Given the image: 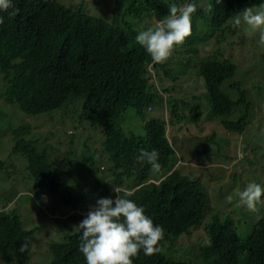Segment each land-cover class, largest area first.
I'll use <instances>...</instances> for the list:
<instances>
[{"label": "trees", "instance_id": "1", "mask_svg": "<svg viewBox=\"0 0 264 264\" xmlns=\"http://www.w3.org/2000/svg\"><path fill=\"white\" fill-rule=\"evenodd\" d=\"M223 1H217L215 9V3L211 1L194 0L197 8L192 17L202 20L205 26L218 27L241 14L244 8L262 3V0ZM170 2L172 0H113L109 19L91 15L83 11V6L73 10L58 0H13L17 13L12 16L0 13L3 16V23H0V72L13 75L10 84L13 97L4 98L0 106L16 103L22 113L39 115L62 108L69 99L82 98L80 118L91 128L102 130L106 137L104 152L115 168L124 170L113 172V182L118 183L124 174L130 175L126 170L130 167L136 171L132 173L136 179L134 184L147 177L153 168L135 159L140 149L158 151L160 167L155 169L157 173L169 170L176 156L160 123H148L145 135L127 136L117 129L115 122L130 106L140 114L139 108L144 104L141 98L151 101L152 94L138 72L129 74L133 71L121 66L126 60V55L121 53L122 47L136 42L140 26L144 24L146 27L150 23L145 21L146 17L165 18ZM174 2L179 5L185 0ZM200 2H204V6ZM125 69L123 79V74H117ZM220 69L222 67L216 64L212 70L200 67L195 71L210 94V116L223 118L234 113L239 117L240 112L234 109L238 104L240 107L245 105V115L238 124L241 125L238 129L242 130L245 121L249 120L250 102L240 103L245 102L244 91L240 92L239 102L230 100L224 91L227 79ZM230 87L239 90L237 84ZM27 130L29 127L21 125L13 131L12 152L25 156L37 189L48 196L56 195V183L61 173L52 166L44 170L43 157L38 155L35 162L33 146L16 139ZM41 171L44 172L41 174ZM200 186L174 171L159 187H145L129 197L143 206L145 214L164 230L163 239L158 243L159 251L149 255L141 251L133 258V264H178L162 252L168 235H189L199 227L206 237L198 243V264H264V217L249 234H240L235 223L225 218L220 220L216 215L204 223L205 192ZM8 216L0 213V256L24 264L29 257L21 250V244L28 238L18 219ZM83 218L72 219L79 224ZM78 246L79 234L70 237L66 243L53 244L50 264H85L83 254L75 251Z\"/></svg>", "mask_w": 264, "mask_h": 264}, {"label": "clouds", "instance_id": "2", "mask_svg": "<svg viewBox=\"0 0 264 264\" xmlns=\"http://www.w3.org/2000/svg\"><path fill=\"white\" fill-rule=\"evenodd\" d=\"M208 1L215 3V9L218 2H224L223 0H217L218 2L213 0ZM204 2H200L199 4L204 6L202 4ZM108 7L110 8L109 15L104 12L105 15L96 14L94 16H105L110 19L109 16L111 15L113 7ZM70 8L76 10L74 7ZM196 8L197 4L194 0H185L183 4L179 5L172 0L168 5V15L162 20H157L154 17L151 19L146 17L145 21L149 20L150 23H147V25H145L146 27H144V24L140 26L139 29L141 30L138 31L135 36V41L137 42H135L136 44L134 43L135 46L129 43L123 45L121 53L126 55V60L123 64L122 60L120 61V64H122L121 66L124 67L123 65H125L128 70L133 71L129 74L138 72L152 94H150L151 101L141 98L140 101L144 104L139 108L141 111L140 114L135 107H127L120 114L115 124L117 129L121 130L124 135L141 136L145 135V129L148 123L158 122L163 126L166 140L174 152L175 142L178 140V136L184 133V130L187 132L193 131L198 135H205L208 138L210 137L208 142L214 144L221 150L220 144L215 143V133H211L210 130L211 128H217L221 133L220 137L226 149L224 152L221 151L222 156L229 162L225 164V172L234 173V176L237 165H240L246 153L242 150H238L237 147L234 146V139H229V137L232 134L242 135L244 133L251 123V107L247 112L249 113V120H244L246 123L243 124L242 130L238 129L241 127V125L238 124L243 120L241 117L245 115V105L240 107L237 103L238 105H236L234 110L240 112L239 117L234 115V113L232 115L223 116V118L211 117V106L210 101H208L210 94L205 90L203 82L200 81L201 79L195 71L200 67L212 70L213 66L218 64L222 67L220 71H224L222 76H225L226 79L229 80L232 79L237 70L236 64L239 62L233 57V45L239 40L247 41L250 36L243 34L242 23L247 25L249 29L257 31L259 33V41L264 43V0H262V3L257 7L244 8L241 14L232 19L229 18V20H226L218 27L205 26L202 20L192 17ZM9 9H11V11H9ZM17 11L18 9L15 8L13 0H0V13H7V15L12 16L15 15ZM85 11L93 15L89 9ZM0 23H3L2 15H0ZM125 71L126 69L120 74L115 73L122 76ZM12 78L13 75L11 73L0 72V102L2 103H4V98L13 97L12 90L10 89ZM124 78L125 75L123 76V79ZM241 82L242 80L239 78L229 85L230 87L231 85L237 84L239 88V90L235 88L237 92V98L235 100L231 99L228 95L233 103L239 102L241 91L245 92V102L240 103L245 104L248 102L247 100H249L248 97L251 96V85L247 86L245 83L243 87ZM192 94H202L204 97L202 100L204 107H201L199 104L193 105ZM80 99L83 102V99ZM73 100L75 99H69L63 107ZM129 108H133L136 116L140 120H143L144 132L142 134L125 133V126L121 124V119ZM60 109H55L47 113H52ZM185 115L188 117H185ZM28 116L34 117L38 115ZM64 117L67 118V114H65ZM53 118L58 119V114L54 113L46 116L45 121L49 122ZM184 118L186 119L185 126ZM31 132L32 129L29 127V130H27L23 136L16 137V139L25 140L26 143L33 146L36 152L34 154L35 162H37L38 155L43 157L44 162L42 167L44 170L47 166H52L61 173V177L56 183L57 194L48 196L47 193L45 194L43 190H40L41 193L56 203L57 207L62 206L69 208L68 214L62 213V215H59L54 212L47 219L51 222V225L54 226H51V231L48 233L50 253V248L53 244L58 245L63 242L66 243L70 237H75L78 234L79 246L75 251L78 254H83L85 264H133V258L136 257L139 252L142 251L145 255H149L159 251L158 243L163 239L164 234L162 226L154 224L151 217L145 214L143 206L138 205L129 197L136 191L144 189L145 187H159L174 171H179L186 179L199 183L201 185L200 187L205 192L203 203L205 208L202 222L208 223L212 220V217L216 215L220 220H224V218L225 220L229 219V221L236 224L238 229L241 226L239 219L235 215L233 216L231 211H227L217 204L214 205L212 203V197L207 190V184L203 180V177L200 176L199 170L205 169L212 161H218L217 158L214 160L205 159V161L194 158L189 161H184L179 159L175 152L176 158L172 167L167 171L157 173L155 169L158 170L160 167L158 163V151L155 149H140L135 159L150 164L153 169L148 172L144 180H139L137 181L138 183L134 184L133 181L136 182V179L132 173L136 171H133L132 167L129 169L126 168L129 172L126 170L125 172H128L130 175L124 174L117 183L113 182V172L121 173L124 172V170L115 168L111 158L104 152L103 145L105 144L106 137L103 134L104 141L102 146L96 150L95 154L93 155V153L89 152L81 158L84 160V164L81 166V168L85 170L83 173L84 180L90 179L91 183H79L80 180L77 181V185L83 190L81 193L83 197L80 203H75L72 194L66 191L69 189V183L64 172L59 166H55L49 161L45 151H40L37 148L36 140L27 138L30 136ZM69 134H72V132H69ZM223 138L230 141L227 143ZM28 166L29 163H27V171L30 174L34 188L39 190L37 186H35V177L29 172ZM43 172L44 171H41V174ZM222 181L224 182L225 180L223 179ZM240 188V192L238 191V205L242 206V204H244L250 208L244 211L246 215H256L258 211L254 210L255 208H253V206L263 199L264 186L259 183L250 182L245 187L242 185ZM88 195L90 196L85 199L84 202V198ZM38 204H42L38 206L41 210L46 211V207L43 205L44 202L42 200L39 201ZM0 213L9 215L8 217L10 219L17 218L20 222L21 230L28 238L21 244V250L25 251L29 257L24 264L31 262L32 256L30 250L32 248L31 243L33 236L37 231H40L44 225L35 226L36 222L33 220L34 227H32V229H26L22 220L15 212L3 208L0 209ZM75 217L84 218L78 224L72 219ZM263 217L264 214L251 227L247 228V234L261 224L260 220ZM59 220L63 223L67 222L66 226L69 232L64 236L61 242H57L55 239L57 232L61 234V230L55 225ZM198 229L202 230L199 227L195 231ZM238 232L240 233V231ZM183 236L190 237L191 233L189 235H168V239L165 241L164 247L162 248V252L167 258L172 259L169 254L173 248L177 247L176 245L174 246L177 238ZM199 236L201 238L206 237L204 232ZM201 240L203 239H199V241ZM186 247H188V251L193 253L197 259L198 244H194L192 247L189 245ZM6 260L16 264L11 257L6 258ZM173 261L178 264H189L187 262L180 263L175 260Z\"/></svg>", "mask_w": 264, "mask_h": 264}, {"label": "rangeland", "instance_id": "3", "mask_svg": "<svg viewBox=\"0 0 264 264\" xmlns=\"http://www.w3.org/2000/svg\"><path fill=\"white\" fill-rule=\"evenodd\" d=\"M59 1L62 5L75 9L83 6V11L89 9L93 15H105L104 12L109 15L110 8L108 6H111L112 3L111 0ZM242 31L244 35L250 36L247 41L239 40L233 45V57L239 62L236 64L237 70L232 79H227L225 82L224 90L231 99L235 100L237 92L229 87L230 84L240 78L243 87L245 83L252 87L251 96L247 100L250 102L252 111L250 114L251 123L242 135L232 134L229 137V139H234V146L238 150L246 153L245 158L240 165H237L234 176V173L225 172V164L228 161L224 159L221 151L224 152L226 149L217 128L210 130L211 133H215V143L220 144L221 150L208 142L210 137L186 130L178 136L174 148L177 157L184 161L194 158H199L200 161L218 159V161H212L205 169L199 170L200 176L207 184L212 203L231 211L233 216L235 215L239 219L240 234L246 233L247 228L251 227L264 214V197L261 202L253 206L254 210L258 211L256 215H246L244 211L250 208L244 204L238 205V191L242 185L245 187L248 183L255 182L264 186V43L259 41L257 31L249 29L243 23ZM192 95L193 105L199 104L204 107L202 94ZM82 103L81 99H76L60 110L34 117L22 113L16 103L6 107L0 106V161L3 162L0 165V209L7 208L15 212L26 229L34 227L33 220L36 222L35 226L41 224L45 226L33 236L30 250L32 259L27 264H49L51 262L48 233L51 231V226H54L47 219L54 212L59 215L68 214L69 208L57 207L56 203L34 188L27 171L25 156L12 152L14 145L12 131L21 125H27L32 129L27 138L36 140L37 148L40 151H45L49 161L60 167L69 183L67 193L72 194L75 203H80L83 190L77 185V181L91 183L90 179L84 180L85 170L81 168L84 160L81 158L89 152L94 155L104 141V135L100 128H91L87 121L80 118ZM54 113L58 114V119L53 118L49 122L45 121L46 116ZM65 114H67V118L64 117ZM185 117L188 116L185 115ZM183 120L185 126L186 119ZM121 124L125 126L126 134H142L144 132V122L136 116L133 108L127 109L121 119ZM223 140L227 143L230 141L225 138ZM89 196L84 198V202ZM41 200L44 202L46 211L41 210L38 206L42 205L38 204ZM55 225L61 230V234L57 232L55 239L57 242H61L64 236L69 233L67 222L63 223L59 220ZM202 233L203 231L198 229L192 232L190 237L177 238L174 244L177 247L172 249L170 257L180 263L198 264V259L196 260L194 254L189 252L186 246L192 247L194 244H198L199 239H204L199 236ZM0 264L13 263L0 256Z\"/></svg>", "mask_w": 264, "mask_h": 264}]
</instances>
